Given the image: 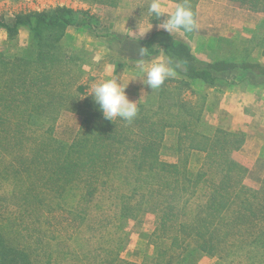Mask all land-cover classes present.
Listing matches in <instances>:
<instances>
[{"label":"rangeland","instance_id":"obj_1","mask_svg":"<svg viewBox=\"0 0 264 264\" xmlns=\"http://www.w3.org/2000/svg\"><path fill=\"white\" fill-rule=\"evenodd\" d=\"M149 3L150 0H0V21L66 8L72 11L75 22L84 23L36 34L19 29L13 37L0 30L1 131L15 135L18 121L23 122L19 128L23 139L18 145L22 152L40 146L41 141L49 148H54L56 142L70 145L84 122L102 114L88 96L92 84L119 77L125 85L131 81L125 92L130 101L137 102V119L145 115L148 122L157 125L162 120L173 126H185L165 129L159 148L165 173L160 177L172 180L174 176L167 170L174 166H179L181 176L183 168L193 176L200 173L206 176L198 180L195 190L190 187L178 195L167 189L160 195L159 190L152 188L153 183L139 190L137 183L130 181L134 185L128 187L115 175L109 183L112 187H101L90 199L78 196L81 191L74 192L75 197L61 202L62 208L54 207L51 213L46 208L41 210L46 214L43 223H48V228L44 230L47 229L51 247L64 256L71 254L59 264H94L96 257L101 258L105 251H111V258L115 255L124 264L169 261L175 264V258L184 257L189 261L186 264H264V224L241 225V210L229 226L230 235L223 238L218 244L220 249L213 255L196 252L193 258H188L195 245L186 237L185 228H180L181 223H191L195 216L202 219L201 206L205 205L207 195L201 187L210 177L219 186L226 179L223 175H229L225 172L228 167L233 169L235 179L241 178L244 193L258 196L253 204L264 212V152H257L264 148V78L229 73L210 87L197 82L185 86L175 76L152 91L142 83L145 77L137 69L140 47L151 35L187 43L193 55L202 61L244 60L264 66V12L257 5L242 1L162 0L167 14L174 12L178 3H184L197 21V28L191 33L168 34L157 28L164 17L157 20L148 16ZM150 22L153 27L144 36L137 32L136 26L147 29ZM164 58L163 55L143 57L148 62ZM79 87L83 88L82 93L78 92ZM161 102L162 111L158 113ZM100 119L106 120L103 114ZM10 122L15 123L16 129ZM88 123L92 127L93 122ZM219 130L242 137L234 142L232 137L218 133ZM12 146L11 143L6 151H0V164L10 160ZM205 149L208 152H203ZM46 150L47 154L52 151ZM221 152L226 154L221 157ZM181 163L185 166L181 167ZM38 169L40 172L31 176L33 180L44 177L41 164ZM19 179L24 182L21 190L26 194L48 195L47 184L40 187V182L38 185L26 176ZM16 182L17 178L10 174L0 176V195L5 197L3 201H10L5 211L11 213L16 197H9ZM181 182L180 177L178 183ZM183 197L189 199L187 204L179 200ZM124 200L131 209L127 215L120 211ZM217 204L221 210L222 203ZM167 205L171 209L169 215ZM231 207L227 203V212ZM243 210L249 213L251 209ZM71 211L78 213L81 223L72 221ZM9 218L6 222L13 221V217ZM210 221L212 230L218 224L215 213ZM17 222L21 228L28 229L23 231L21 242H24L35 223L22 217Z\"/></svg>","mask_w":264,"mask_h":264},{"label":"trees","instance_id":"obj_2","mask_svg":"<svg viewBox=\"0 0 264 264\" xmlns=\"http://www.w3.org/2000/svg\"><path fill=\"white\" fill-rule=\"evenodd\" d=\"M231 1L257 5L259 10L264 12V0ZM72 16V11L66 8H57L49 13L36 12L28 15H16L11 20L0 21V30L7 33L9 37H13L19 29H26L31 34H36L42 30L49 31L55 28L84 25V23L75 22ZM143 47L148 48L147 56L163 55L166 58L179 61L180 66L176 69V76L181 78V82L185 86L197 82L200 85L212 87L219 77L229 73L264 78V66L260 63L244 60L202 61L193 55L188 44L182 41H169L161 36L155 38V35H151L143 40ZM31 55L29 54V56ZM37 56L40 59L38 54ZM33 59L35 60V58ZM82 91L83 88L79 87L78 92L82 93ZM162 107L161 102L157 106L158 113L162 111ZM97 115L88 121L93 122L92 127L89 128L90 123L88 122L83 123L78 135L70 145L65 146L56 142L54 148H49L47 143L41 141L40 146H33L26 153L18 147L23 139V132L19 128L24 123L18 121L15 135L11 136L1 131L2 119H0V151H6L7 146L13 144L9 155L10 160H4L0 164V176L10 174L17 178L9 197H16L12 202L13 213L5 211V207L10 201H3L2 199L5 197L0 195V264H59L67 259V256L71 255L70 253L64 256L61 251L51 247L47 229L44 230L48 228V223H43L46 214L41 210L46 208L47 213H51L54 207L55 209L62 208L61 202H65L68 197H75L76 194H72L74 192L81 191V195L78 196L84 195L83 198L90 199L101 187L109 185L113 175L117 176L123 185L127 186L128 184V187L131 186L130 181L133 183L135 181L139 190L153 183L152 188L159 190L160 195L163 189H167L168 192H177V195L178 192L187 191L190 187L195 190L198 180L206 177L204 173L193 176L185 168H183V172L181 171L183 175L181 176L179 166L172 167V172L170 169L167 170L170 176H174L172 180L165 181L163 177H160V174L165 173L163 172L164 164L159 158V148L165 135V129L174 126L184 128V125L173 126L172 123L162 120L157 125L148 122L145 115L134 119L131 123L121 119L113 122L101 120L102 114ZM10 125L16 129L14 122H10ZM218 133L232 137L234 142H238L239 137H242V134L228 133L226 130H219ZM179 139L182 140L180 137ZM209 139L214 140L210 137ZM225 143L222 142L221 145L223 146ZM46 148L52 150L50 154H47ZM203 152L208 151L205 149ZM225 154L226 152L222 153L221 157ZM40 164L44 168V177H39L34 181L31 176H35L37 171L40 172L38 169ZM181 165V167L185 166L184 163ZM225 172H228L229 175H223L226 179L221 180L219 186H215L214 178L210 177L204 181L201 187V190L207 195L205 205L201 206L204 213L202 219L199 216L196 219L195 216L191 223L183 222L180 225V228H185L186 237L191 238L195 245V249L188 253V258H193L196 252L213 255L216 250H219L218 244L223 238L230 235L229 226L235 218L234 215L240 210L239 223L241 225L255 224V227H260L259 223L264 224V212H261L259 205L253 204L258 196L244 193V189L240 186L241 178L238 176L235 179L232 176L234 174L231 167H228ZM19 176H26L29 180L37 181V184L40 182L41 185L38 184L40 187L47 184L48 195L26 194L25 190H21L24 182L19 179ZM180 177L182 182L178 183ZM112 190L116 192L115 188ZM179 200L183 201V204H187L189 199L183 197ZM218 201L222 203V211L219 209ZM227 203L232 204L229 212L226 209ZM249 207L251 209L249 213L243 210ZM166 209L168 210L166 214L169 215L171 209L168 205ZM120 211L122 215H127L131 211L126 205V200L121 201ZM8 213H11L9 217H13L11 222H6L10 218L5 217L4 214ZM213 213H215L218 224L211 230L209 225ZM69 216L74 222H82L78 213L71 211ZM21 217L24 221L35 223L34 228L24 238V242H21L23 231H28V229L21 228L17 222ZM165 217L162 218L165 219ZM112 255L111 251H105L104 256L96 257L97 260L94 264H119L115 255L111 258ZM175 260V264H179L180 261H183L180 264L189 262L186 257L181 260L175 258ZM167 264H171V262L169 261Z\"/></svg>","mask_w":264,"mask_h":264},{"label":"clouds","instance_id":"obj_3","mask_svg":"<svg viewBox=\"0 0 264 264\" xmlns=\"http://www.w3.org/2000/svg\"><path fill=\"white\" fill-rule=\"evenodd\" d=\"M147 13L149 17L157 20L164 17L157 28L168 34L177 31L191 33L197 28L193 11L184 3H178L174 12L167 14L166 6L162 3V0H150ZM136 27L137 32L144 36L152 29L153 24L150 22L147 29H144L143 26ZM147 53L148 48L140 47L141 59L137 62V69L145 77L142 83L155 91L160 89L168 79L176 76V69L180 66V62L171 58L148 62L143 59ZM129 83L125 85L121 83L119 77H114L94 82L90 87L88 96L92 97L94 104L98 106L99 111L102 112L106 120L113 122L116 119H121L131 123L137 117L139 112L137 102L130 101L125 92Z\"/></svg>","mask_w":264,"mask_h":264},{"label":"crops","instance_id":"obj_4","mask_svg":"<svg viewBox=\"0 0 264 264\" xmlns=\"http://www.w3.org/2000/svg\"><path fill=\"white\" fill-rule=\"evenodd\" d=\"M257 152H264V148L261 151L257 150Z\"/></svg>","mask_w":264,"mask_h":264}]
</instances>
